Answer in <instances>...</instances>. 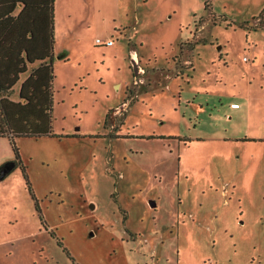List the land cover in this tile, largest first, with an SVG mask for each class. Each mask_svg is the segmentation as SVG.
<instances>
[{
	"label": "rangeland",
	"instance_id": "374dc122",
	"mask_svg": "<svg viewBox=\"0 0 264 264\" xmlns=\"http://www.w3.org/2000/svg\"><path fill=\"white\" fill-rule=\"evenodd\" d=\"M205 1L54 0V135L0 136V264H264V0Z\"/></svg>",
	"mask_w": 264,
	"mask_h": 264
},
{
	"label": "trees",
	"instance_id": "16d2710c",
	"mask_svg": "<svg viewBox=\"0 0 264 264\" xmlns=\"http://www.w3.org/2000/svg\"><path fill=\"white\" fill-rule=\"evenodd\" d=\"M53 2L0 0V136L8 137L17 159L15 137L54 135ZM210 7L206 0L204 9Z\"/></svg>",
	"mask_w": 264,
	"mask_h": 264
},
{
	"label": "water",
	"instance_id": "95a60500",
	"mask_svg": "<svg viewBox=\"0 0 264 264\" xmlns=\"http://www.w3.org/2000/svg\"><path fill=\"white\" fill-rule=\"evenodd\" d=\"M11 166H9L8 164L1 167L0 168V180L8 173L10 172ZM151 206L154 207L155 206V202L154 201H150Z\"/></svg>",
	"mask_w": 264,
	"mask_h": 264
},
{
	"label": "crops",
	"instance_id": "0c3cea01",
	"mask_svg": "<svg viewBox=\"0 0 264 264\" xmlns=\"http://www.w3.org/2000/svg\"><path fill=\"white\" fill-rule=\"evenodd\" d=\"M19 9H20V6H19V4H18V5L16 6L15 10H14V14L17 13ZM53 33H54V32H53ZM96 39H97V38H96ZM25 75H26V74H25ZM23 76H24V75H23ZM21 80H23V78H22ZM21 80L18 81V82L15 84V86H19Z\"/></svg>",
	"mask_w": 264,
	"mask_h": 264
},
{
	"label": "built area",
	"instance_id": "2783aa9c",
	"mask_svg": "<svg viewBox=\"0 0 264 264\" xmlns=\"http://www.w3.org/2000/svg\"><path fill=\"white\" fill-rule=\"evenodd\" d=\"M95 42H96V43H100L101 40L97 38V39L95 40ZM243 59H244V60H247V57H243Z\"/></svg>",
	"mask_w": 264,
	"mask_h": 264
},
{
	"label": "flooded vegetation",
	"instance_id": "af4514ba",
	"mask_svg": "<svg viewBox=\"0 0 264 264\" xmlns=\"http://www.w3.org/2000/svg\"><path fill=\"white\" fill-rule=\"evenodd\" d=\"M7 164H8L9 166H11V164H9V163H5V162H4V163H2V164L0 165V168L3 167V166H5V165H7Z\"/></svg>",
	"mask_w": 264,
	"mask_h": 264
}]
</instances>
